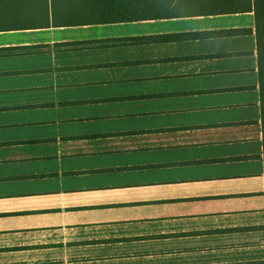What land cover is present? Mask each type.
<instances>
[{
  "label": "crops",
  "instance_id": "1",
  "mask_svg": "<svg viewBox=\"0 0 264 264\" xmlns=\"http://www.w3.org/2000/svg\"><path fill=\"white\" fill-rule=\"evenodd\" d=\"M0 31V264H264L254 0Z\"/></svg>",
  "mask_w": 264,
  "mask_h": 264
},
{
  "label": "trees",
  "instance_id": "2",
  "mask_svg": "<svg viewBox=\"0 0 264 264\" xmlns=\"http://www.w3.org/2000/svg\"><path fill=\"white\" fill-rule=\"evenodd\" d=\"M66 1L67 0H0V25L4 19H16L18 12H20L23 7L29 6L30 3L40 4L45 2L49 7V3L51 2L53 8L54 5L61 2V5L65 8ZM175 1L176 0H75L71 11H74L77 17L80 15L84 17V11L88 16L86 18H78V20H69L66 22L74 25H88L159 19L166 15L165 13L169 8L175 7ZM195 6L198 7L201 13L206 15L239 13L247 7L250 9V0H198ZM254 19L264 159V0H254ZM21 27L25 26H1L0 31L18 30Z\"/></svg>",
  "mask_w": 264,
  "mask_h": 264
},
{
  "label": "rangeland",
  "instance_id": "3",
  "mask_svg": "<svg viewBox=\"0 0 264 264\" xmlns=\"http://www.w3.org/2000/svg\"><path fill=\"white\" fill-rule=\"evenodd\" d=\"M75 0H67L65 3V8L61 5V2L54 5L52 8L51 2L49 7L45 2L40 4L30 3L29 6L23 7L20 12H18L16 19L12 20L10 18L2 20L1 26H42L48 24L49 22H66L69 20H78L81 18H86L88 16L84 11V17L80 15L77 17L74 11H71L72 5ZM85 7V5H84ZM70 14H69V13ZM72 18V19H71Z\"/></svg>",
  "mask_w": 264,
  "mask_h": 264
}]
</instances>
